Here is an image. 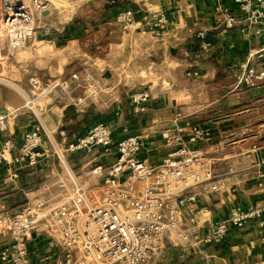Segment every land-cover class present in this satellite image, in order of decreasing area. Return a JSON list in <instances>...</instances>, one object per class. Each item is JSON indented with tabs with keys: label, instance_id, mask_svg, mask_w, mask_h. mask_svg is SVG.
<instances>
[{
	"label": "crops",
	"instance_id": "obj_1",
	"mask_svg": "<svg viewBox=\"0 0 264 264\" xmlns=\"http://www.w3.org/2000/svg\"><path fill=\"white\" fill-rule=\"evenodd\" d=\"M41 1L48 3V9L33 13L34 35L23 50L8 56L6 42L0 39V57L4 58L11 80L27 89L31 75L43 80L65 78L67 69L87 65L95 58L93 65L102 67L100 77L109 93L76 108L78 128L85 129L88 122L94 121L112 123V142L116 143L125 136L171 125L177 112L210 127L213 140L204 152L214 159L213 174L223 179L224 189L211 193L203 187L196 192L193 208L203 209L204 213L197 216L196 225L189 227L193 235L226 218L234 206H264V186L258 185L257 178L258 173L264 172V83L254 90L235 88L248 51L259 48L262 40L242 23L230 30L222 27L215 6L221 4L240 19L242 15L234 0ZM126 8L163 12L169 28L162 40L136 31L123 33L115 16ZM202 30L210 43L206 54L199 50L195 38ZM189 71H197L198 77L187 76ZM136 84L149 90L150 99L146 113L133 116L128 92ZM66 108L63 102L43 101L38 119L23 107L14 90L0 85V115L6 124V130L0 131V145L9 137L19 146L24 134L32 131L39 120L50 133L56 132L62 126ZM153 137L143 142L137 156L158 163L166 151ZM35 169L54 181L58 165L45 157ZM87 169L83 166V171L76 174L83 177ZM12 172L9 165H0V182L8 187L0 189V211L13 207L16 188L36 181L25 173L12 181ZM190 215L184 208L185 225ZM263 219L264 215L242 229H230L219 245L179 247L167 241L157 264L264 261V225H260ZM29 256L33 264L58 261L57 253L47 249L42 236H33Z\"/></svg>",
	"mask_w": 264,
	"mask_h": 264
},
{
	"label": "built area",
	"instance_id": "obj_2",
	"mask_svg": "<svg viewBox=\"0 0 264 264\" xmlns=\"http://www.w3.org/2000/svg\"><path fill=\"white\" fill-rule=\"evenodd\" d=\"M234 2L240 19L221 4L215 6V12L224 29L242 23L262 40L258 49L248 51L246 65L237 79V86L253 89L264 83V0ZM47 9L48 3L41 0H0V36L6 42L8 56L27 46L35 31L33 13ZM115 22L123 33L137 31L159 40L169 28V20L161 11L126 8L117 12ZM195 38L200 51L207 53L210 43L206 32H197ZM187 75L197 76L198 72ZM0 85L14 90L23 107L38 119L43 101L77 108L107 93L104 79L88 68L68 78L43 80L31 75L28 88L22 89L7 76L3 57ZM79 88L83 90L80 95L76 92ZM149 99L147 89L130 93L131 115L146 113ZM111 129L110 124H96L73 138L59 130L56 142L39 120L32 131L24 134L19 146L5 138L0 145V165L13 168L10 179L17 178L18 170L35 169L42 159L52 155L58 161V171L54 182L43 186L41 195L18 213L0 211V264H33L29 245L34 235L44 237L47 249L57 253V264H157L167 241L179 247L219 245L230 229H242L264 215V206H234L226 218L208 225L201 234L189 233L197 216L204 213L203 209L193 208L196 192L203 187L211 193L224 189L223 179L213 174L214 159L204 152L213 140L211 129L179 112L171 125L125 136L116 143L112 142ZM5 130V118L0 115V131ZM153 136L159 138L166 151L158 163L137 156L143 142ZM93 151L105 156L107 162L95 163L80 177L66 156ZM257 178L258 185L264 186V172ZM184 208L191 214L186 225L182 219ZM260 225H264V219Z\"/></svg>",
	"mask_w": 264,
	"mask_h": 264
},
{
	"label": "rangeland",
	"instance_id": "obj_3",
	"mask_svg": "<svg viewBox=\"0 0 264 264\" xmlns=\"http://www.w3.org/2000/svg\"><path fill=\"white\" fill-rule=\"evenodd\" d=\"M138 9H140V8H138ZM140 10H142V12H152V11H147V10H143V9H140ZM202 31H204V30H202ZM0 39L3 40L4 38H2L0 36ZM209 49H210V47H209ZM256 49H258V48H256ZM204 54H206V53H204ZM94 60H95V58H92V61L90 63H88L87 65H82V66L73 65L71 67L72 69H67V72H69V73H68L67 77H65V78H68V76L71 73L80 71V70H82L84 68L90 69V71L93 74H95V76L99 77V79L102 78V77H100L101 76L100 74L103 73V72H100V69L102 67L99 65L100 66V68H99L97 65H95V64L93 65ZM248 64H253V63H252V61H248ZM190 72L191 71H189L187 73H190ZM187 73H186V75H187ZM198 75L197 76H192V75L189 76V75H187V76H189V77H198ZM258 87H256V88H258ZM235 88L236 89L245 90V91L256 89V88L246 89V88H243L241 86H237V81L235 83ZM141 89H142V87L139 84H136V86L130 92H128V96L130 95V93L135 92V91H139ZM76 92H77V94H79V93L82 94L83 90H82V88H79ZM107 93H109V92L107 91ZM179 113H181V112H179ZM181 114H183V113H181ZM196 123L197 124H200V125H203L200 122H196ZM63 124H64V121L62 123V126L60 128H58L56 130V132L51 133V136H53V138L55 139L56 142L58 141V132H59V130H64L63 129V126H64ZM87 124L88 125H86L87 127L85 129L84 128L80 129V128H78V126L80 125V123H76V124H72L71 123V127L68 128L67 131H66V129L64 131L68 132V136H70L71 138H73V137H76V136H79V135L84 134L87 130H89L92 126H94L96 124H110L112 126V129L111 130H113V124L112 123H108V122L106 123V122H103V121H94L92 123L91 122H88ZM206 127H208V126H206ZM154 130H157L158 131L160 129H154ZM155 137L158 138L157 136H154L153 138H155ZM45 143H46V147L48 149H50V151L52 152V147H51L50 143L47 140H46ZM49 157H50V160L51 161H53L55 164H58V161L56 160V158H55L54 155L49 156ZM103 159H106V157L103 156V155H101L100 153H97L96 151H93V152H90V153H83V154H80V155H77V156H73V155H67L66 156V160H67L68 164L72 168L74 167L73 170H74L75 173L76 172H79V171L80 172L83 171V166H85L86 168H88L87 171H89L91 169V167H90L91 165H93L94 163H100V162L103 161ZM104 162H107V161H104ZM87 171H84V173H86ZM21 173L27 174L30 178H31V176L34 177V179H36V181H34L33 183L27 182V183L23 184L22 186H19V188H16L15 192H17V195H16V197L14 199L13 207L11 209H9V210H5V211H8V212H10L12 214L18 213L23 207H25L26 205H28L29 203H31L33 200H35L37 197H39L41 195V193L43 192V186L50 185L51 183L54 182L53 179H52V177H45L44 175H40V173H38V171H36V169H22V170H18L17 171V178H15V180H17L20 177V174ZM79 174L80 173H78V175ZM13 180L14 179H12V181ZM3 188L6 189L8 187H6V183H4V182L1 183L0 182V189H3Z\"/></svg>",
	"mask_w": 264,
	"mask_h": 264
},
{
	"label": "trees",
	"instance_id": "obj_4",
	"mask_svg": "<svg viewBox=\"0 0 264 264\" xmlns=\"http://www.w3.org/2000/svg\"><path fill=\"white\" fill-rule=\"evenodd\" d=\"M77 116L78 113L76 112V109L72 106H69L65 109L63 112V121H64V126L63 129L67 131L68 128L71 127L72 124H76L77 122Z\"/></svg>",
	"mask_w": 264,
	"mask_h": 264
},
{
	"label": "water",
	"instance_id": "obj_5",
	"mask_svg": "<svg viewBox=\"0 0 264 264\" xmlns=\"http://www.w3.org/2000/svg\"><path fill=\"white\" fill-rule=\"evenodd\" d=\"M107 1H115V0H107Z\"/></svg>",
	"mask_w": 264,
	"mask_h": 264
}]
</instances>
